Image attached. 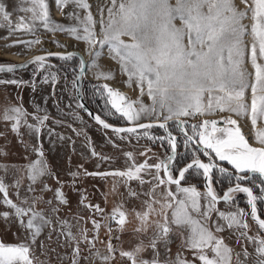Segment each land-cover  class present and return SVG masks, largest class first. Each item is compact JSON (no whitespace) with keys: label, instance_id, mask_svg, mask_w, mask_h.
Masks as SVG:
<instances>
[{"label":"snow or ice","instance_id":"6c2138e0","mask_svg":"<svg viewBox=\"0 0 264 264\" xmlns=\"http://www.w3.org/2000/svg\"><path fill=\"white\" fill-rule=\"evenodd\" d=\"M32 3L39 4L42 9V15L36 17L42 21L43 26L49 31H66L78 40L85 41L91 49L96 51L90 52L89 55L99 57L105 46L108 48L109 54L113 59L118 60L121 69L127 74L128 80L126 84L131 85L135 79L140 88L141 94L144 93L145 86L147 94L151 97L152 106H146L142 103L137 109L134 107L136 102L128 101L127 97L118 90L113 89L108 84L102 85V91H106L107 103L111 108L125 117L129 122H137L141 119L142 113L155 114L157 119L163 116V122L159 123V127L166 128L167 122L176 120L177 127L185 132V144L196 140L198 144H202L205 149L212 150L221 161H228L241 173L252 172L258 173L264 177V147H252L245 136L241 133L237 126L235 130L232 128H218L217 121L204 120L202 124L190 125L194 135H188L184 128L186 121L180 120L181 117L194 116L196 114L212 113L213 104L220 111H231L236 114H247L249 107L243 102L245 97V89L251 87V122L255 126L258 119L264 120V65L257 62V48L261 57H264V0H252L249 4L248 0H241L245 5L244 10H240L235 0H120L117 6V0H111V7L108 8V18L105 22L103 18V9H101V35L98 37L95 30L97 21L93 18L90 11L91 5L87 0H57L59 7L63 8L69 3L77 8L88 10L84 20L80 21L83 26V35L79 34L77 27H66L55 24L53 28H49V20L47 12V4L44 0H32ZM25 11H33L34 9H25ZM248 11H251L252 20L251 35L253 43L251 45V63L255 68V84L249 85L245 79V72L241 65L246 55L247 46L244 43V36L248 34V26L243 23L247 18ZM0 13H3L4 19L9 20V13L5 11V6L0 4ZM71 17L80 19L78 13L72 12ZM179 22V23H177ZM29 29V25L23 21L16 25L15 29L10 31ZM30 30V29H29ZM123 37H129L130 41H126ZM31 45L40 43V40L21 41ZM58 46L60 45L56 41ZM98 46V47H97ZM77 53H68L62 55L60 53H47V56H57L60 59L71 60ZM47 57L37 55L33 57L27 64H0V72H14L20 68H26L29 64L36 65L37 68L45 66ZM81 65L85 63L83 59ZM92 66L99 67L95 59ZM84 68L81 67V72ZM111 79V73H99L98 78ZM55 80V76H53ZM48 81V77H44V82ZM0 83L20 84L22 81L9 80L0 81ZM207 93V106L204 104V96ZM259 93V94H258ZM83 107V105H80ZM166 113V114H165ZM89 115H92L89 113ZM28 113L21 107H11L5 109L3 119L12 121V130L19 133L22 119L29 129L36 133L41 131V126L48 119L47 115L36 117L38 124H27L26 117ZM93 119L105 129H112L117 134L129 133L135 134L137 128L151 129L153 124L138 123L135 127L116 128L107 123L100 115H94ZM225 122L231 125H237V121L225 118ZM209 125L211 130L209 131ZM203 129V131L198 130ZM222 133L217 137L214 133ZM148 135L147 131L144 133ZM121 139L125 137L121 136ZM151 138V137H149ZM198 138V139H197ZM256 140L264 145V129L256 132ZM63 139V137H61ZM167 142L172 155H168L165 160H161L155 164H148L147 161L136 164L131 152L125 153L132 160L131 165L124 171L116 170L111 172H88L84 169V176H114L124 178L123 182L127 186L129 181L138 180L140 184L150 183L145 181L140 173L144 170L156 169L153 180L156 183L152 188L144 193L151 199L143 203L146 210L137 212V217L141 223L146 224L150 215L156 211L155 204H160V214L163 216V222L156 221L157 231L150 240L149 246L154 250L152 260H137L138 255L143 250L141 246H137L133 251H121L120 255L131 261V264H172L168 259L163 262L159 259V251L157 250V242L163 241L165 245L168 243L169 233L172 231L170 225L178 228H184L187 236L180 233L184 246L193 251V255L201 264H232L233 249L229 247L224 238L216 235V233L224 231L225 227L244 228L248 225L239 217L245 213L244 209H238L237 212H219L218 218L223 219L226 224H220L212 220L211 213L216 210L215 205L218 199L224 202H232L234 192H243L248 196V204L250 205V215L257 222L259 228L264 230V219L258 213L257 200H264V195L257 197L253 194L250 187H242L239 183L235 187H230L223 197L218 198L211 188L212 169L215 167L213 163H203L198 158H193L183 169L178 170V178L172 174V162L175 160L176 138L171 132L168 133ZM116 146V145H114ZM43 156V152L39 153ZM92 156L99 154L95 149H91ZM145 155V153H141ZM102 160H108L109 157H100ZM41 161L37 160L28 167V175L32 184H35L40 177L48 174ZM195 166L203 170V175L208 178L209 188L206 194L207 205L201 212L200 193L194 187H183L181 181L185 179V173ZM83 167L82 165L80 166ZM163 169L166 178H162L159 173ZM222 172L227 171L221 169ZM74 178L81 176L79 171L71 173ZM245 177H239L244 179ZM57 182L59 178L57 177ZM161 185L165 186V191L160 193L161 200L155 198V192ZM171 185L177 186V191H171ZM19 188V181L15 185ZM45 189L51 191L50 186L44 185ZM115 187V186H114ZM29 192L35 191L31 186L28 187ZM264 194V187L260 189ZM129 196H139L140 193L128 188ZM0 193L3 194V203L11 208L19 224L29 230L26 236L27 242L20 244H5L0 242V264H33L34 257L30 256L32 245L35 244L36 238L41 234L45 226H50L52 221L44 216L42 212L37 211L32 204H28V198L22 201L27 207L14 203L8 196V186L0 180ZM178 194H183L182 198H177ZM17 195L19 193L17 192ZM55 198L61 204H67V198L62 189L57 188ZM38 198H33V204ZM86 196H81V204L91 209L93 212L103 214L104 209L93 204H84ZM51 204V201H48ZM123 205H118L112 210L110 219L123 229L127 216L122 210ZM169 210H171V220L169 219ZM57 209H53V212ZM196 213L194 216L192 213ZM29 217L25 223L24 217ZM0 217L8 220L10 213L4 211L0 213ZM61 228L67 226L66 233L70 240H75L71 232V226L68 222L61 221ZM94 229L99 232L101 224L93 219ZM214 227V231H213ZM141 229H137L140 231ZM87 230H84L86 232ZM111 232V228H109ZM240 235L247 236L246 232ZM90 245L94 246V240H88ZM249 242L254 245L256 254V264H264V237L247 236ZM79 245L73 250V264H78L76 257L79 255ZM109 253H114L111 241L108 243ZM98 255V253H97ZM236 264H244L240 260L241 253H236ZM251 254L245 247L243 256L245 260ZM113 258L111 255L103 256L102 259L107 261ZM174 264H194L178 254Z\"/></svg>","mask_w":264,"mask_h":264},{"label":"rangeland","instance_id":"374dc122","mask_svg":"<svg viewBox=\"0 0 264 264\" xmlns=\"http://www.w3.org/2000/svg\"><path fill=\"white\" fill-rule=\"evenodd\" d=\"M87 2L91 5L90 11L95 21H97L95 30L99 37L101 35V25L99 23L101 9H103V18L106 22L111 0H87ZM170 2L174 4L175 0H170ZM248 2L251 4L252 0H248ZM44 3L48 6L49 20L54 22L49 23V28H53L55 24L66 27L74 26L79 29V34L83 35V26L80 21L85 19L88 10L77 8L71 3L61 8L58 6L57 0H44ZM119 3L120 0H117V6ZM235 3L240 10L245 9V5L241 3V0H235ZM0 4H3L5 11L9 13V20H5L3 13H0V64H13L14 58L26 57L31 52L42 51L48 53L51 49L64 51L71 47L74 51H81L86 57L90 58V64L87 65L86 58L83 55L85 73L81 77L82 93L91 108L102 119L116 126H127L143 122H163V116L157 119L155 114L147 113H142L139 121L129 122L125 117L116 113L107 103V93L102 91V85L104 84H108L116 90L118 89L115 86L125 88L127 93L124 90L118 91L126 96L128 101L136 102L134 107L137 109L141 103L149 107L153 103L151 97L147 94L146 86L144 93L141 94L135 79H133L130 86L126 84L128 76L122 71L118 60L113 59L109 54L107 46L104 47L99 57H95L89 55V53H94L96 49H91L85 41L74 38L66 31H49L43 26L41 20L36 19V17L42 15V9L39 4L32 3V0H0ZM25 9H34V12L25 11ZM72 12L78 13L80 19L71 17L69 14ZM22 21L29 25L30 30L10 31V29H15L16 25ZM243 23L248 26V34L243 38L247 50L241 68L245 72L246 81L251 85L255 84V68L251 63L253 37L250 33L251 25L254 23L251 11H248L247 18L244 19ZM37 39L40 40V43L31 45L21 43V41H35ZM123 39L130 41L129 37H123ZM56 41L60 45H65V47L58 46ZM94 59L99 67L92 66ZM80 61L81 58L77 55L71 60L54 57L48 58L43 68H37L36 65L31 64L24 70L0 73V81L15 79L23 82L20 84L0 83V180L8 186V196L14 203L27 207L28 205L22 203L24 198L27 197L28 204H32L37 211L42 212L46 218L52 221L50 226H45L42 229L41 234L36 238L35 244L32 245L30 256L34 257L33 264H73V250L77 247V244L80 250L78 257H76L78 264H131V261L126 257H122L120 252L133 251L138 245L143 250L138 255L137 260L150 261L154 256V250L149 246V243L157 231L155 222H163V216L160 214V204L154 205L156 211L150 215L146 224L141 223V220L137 217V212L142 213L145 211L146 205L143 202L151 199L144 193H147L156 183L153 180L156 169L144 170L140 173L141 177L150 183L141 185L138 180H132L128 182L127 186L123 182L124 178L84 176L83 171L84 169H87L88 172L124 171L132 163V160L125 155L128 152L133 154L136 164L145 161L148 164H155L165 160L168 155L172 154L167 142V133L162 128L164 134H160L159 129L151 128L148 130L143 129L135 134H116L95 124L80 107L81 104L76 98V78L81 71V67L84 68V64L81 65ZM257 62L264 65V57L260 56L258 48ZM101 72L111 73L113 78H98V74ZM53 76H55V80H53ZM44 77H48L46 83ZM251 97V87L249 86L245 89L243 101L249 107L247 114L238 115L231 111H220L215 107L214 102L211 114L206 112L203 115L196 114L180 119L186 121L184 128L187 130L188 135H194L190 125L202 124L204 120H216L218 128H232L233 130L237 126L240 128L238 124H227L225 118L240 120L256 133L264 129V120L258 119L255 126L252 124ZM207 102L208 95L206 93L204 96L205 106H207ZM11 107H21L26 110L28 113L26 117L27 124H38L36 117H43L44 115H47L48 119L41 126L39 133L29 129L22 119L19 133H17L12 130L13 122L3 119L5 109ZM170 123L173 124L170 125ZM170 123L168 124V130L172 134L177 133L175 136L173 134L178 142L177 152H179L180 147L182 151L187 150L189 143L185 144V132L176 126L177 121H171ZM198 130L203 131V129ZM208 130H211L210 125ZM240 130L246 138L243 130L241 128ZM145 131L148 133L147 136L144 135ZM214 135L220 137L223 134L217 132ZM121 136L125 138L121 139ZM194 141L196 142V140ZM198 145L216 163L228 164L236 174L245 178L249 174V172H239L228 161H221L212 150L205 149L202 144ZM91 149H95L99 155L92 156ZM41 151L43 156L39 154ZM141 153H145V155H141ZM100 157H109L110 159L102 160ZM37 160L41 161V165L37 167H44L48 174L40 177L35 184H32L28 175V167ZM178 170V166L172 168V174L175 178ZM212 170L215 174L224 176V172L214 168ZM77 171L81 173V176L76 177L74 182L71 173ZM215 174H213V177ZM159 175L165 178L163 169H161ZM250 175L252 176V174ZM198 176L202 180L204 179L203 174ZM57 177L59 182H57ZM17 181H19V188L15 186ZM234 182L238 183V180L234 179ZM195 183L186 178L182 181L181 186L190 187ZM30 184L35 191H28ZM44 185L50 186L51 191L45 189ZM251 185L255 187L253 182ZM129 187L140 193V195L138 197L129 196ZM170 187L172 192L177 191V186L171 185ZM262 187H264V183ZM57 188L62 189L65 193L67 204H61L56 200L55 191ZM165 190L163 185L158 187L154 194L155 198L161 200L160 193ZM17 192L19 195H17ZM198 192L200 193L201 212H203L207 205L206 192ZM82 195L87 197L84 204H98L100 208L104 209V213L93 212L91 209L84 207L81 204ZM182 196L183 194H178L177 198H182ZM33 198H38L34 204ZM48 201H51V204ZM257 201L259 202L261 199ZM118 205H123L122 210L125 211L127 216L122 230L118 224L109 218L112 210ZM261 208V217L264 219V200L261 201ZM53 209H57V211L53 212ZM215 209L211 213L212 220L220 224H226L223 219L218 218L219 212H237L238 209L244 208L233 203L222 202L216 203ZM244 210V215L239 218L247 223V229H229L225 227L224 231L216 233V235L223 237L225 243L233 249L232 264H236V253H241L240 260L244 264H256L254 245L249 242L247 236L259 235L264 237V230H261L248 217L249 209L245 208ZM4 211L9 212L10 217L7 221L0 217V242L5 244L27 242L25 238L29 235V230L22 227L17 218L11 215L13 210L3 203V194L0 193V213ZM192 214L197 215L194 212ZM28 218L27 216L24 217L25 223ZM93 219L101 224L98 235L92 224ZM169 219L171 220V210H169ZM65 220L71 226L70 230L75 236V240H70L67 237V226L61 228L60 222ZM170 226L172 231L169 233L167 245L163 241L157 242L159 259L162 262L168 259L174 264L179 254L182 258L193 261L194 264H201L193 255V251L184 246L180 233L187 236V231L175 225ZM109 228H111V232ZM137 229L141 230L137 231ZM84 230L87 231L84 232ZM241 232H246L247 236L240 235ZM84 235L88 237V240H94V246L84 240ZM109 241L115 249V252L111 254L108 251ZM245 247L251 254L247 260L243 256ZM106 255H111L113 258L105 261L102 257Z\"/></svg>","mask_w":264,"mask_h":264},{"label":"trees","instance_id":"16d2710c","mask_svg":"<svg viewBox=\"0 0 264 264\" xmlns=\"http://www.w3.org/2000/svg\"><path fill=\"white\" fill-rule=\"evenodd\" d=\"M155 129H159L160 134H164V131L161 128H155ZM173 134L174 136L177 135V133H173ZM202 152H204V149L201 148L194 140L189 142V148H187V150L182 151V148L180 147L179 152L177 154V164L179 168L184 167L188 163L192 162L193 158L194 157L197 158L199 155L202 154ZM219 166L221 167V169H226L227 171L224 172V176H220L219 174L216 173L214 176L213 183L216 185V190L222 192L234 184V178L232 177V175L236 173L232 170V168L228 164H222V165L219 164ZM198 175L199 173L192 171L189 172L186 178H189V180H191L192 182H196L194 185L190 187H194L197 191L204 192L203 180ZM252 181H255L254 185L256 187V192L262 196L260 189L262 187V184L264 183V177L258 175Z\"/></svg>","mask_w":264,"mask_h":264},{"label":"flooded vegetation","instance_id":"af4514ba","mask_svg":"<svg viewBox=\"0 0 264 264\" xmlns=\"http://www.w3.org/2000/svg\"><path fill=\"white\" fill-rule=\"evenodd\" d=\"M171 125V124H170ZM181 130V129H180ZM177 147H178V142H177ZM178 150V149H177ZM178 154V152H177ZM199 160H202L204 163H213L215 165L214 169H218L221 171V167L219 166L218 163H216L215 161H213L212 159H210V157L205 153V152H202L201 155H199L197 157ZM191 163V162H190ZM189 164V163H188ZM187 164V165H188ZM187 165H185L184 167H186ZM174 166H178L177 164V156L175 158V162L174 164L172 165V168ZM184 167H181L179 168L180 169H183ZM196 172V173H199V174H203V170L201 169H198V168H194L193 170L189 171V172ZM189 172L185 175V179L186 177L188 176ZM211 174V183H212V188H213V191L215 192V194L217 195H220L219 197H222L224 195V193L230 188V187H235V185L237 184L236 182H234V184L232 186H230L229 188H227L226 190L220 192L219 190H216V185L213 183V180H214V177H213V174H215V172H212L210 173ZM252 174V176L250 175ZM259 174H256V173H252V172H249V174L247 175L246 178L244 179H239V177H243V176H240L239 174H233V178L235 180H238V183L241 185V186H244V187H250L252 188L253 190V194L256 195L257 197H261V195L259 193L256 192V187H253L252 182L254 183L255 181H252L254 179L255 176H258ZM178 177V174L176 175V178ZM184 179V180H185ZM204 179H205V176H204ZM204 179H203V185H204ZM205 191V189H204ZM217 195V196H218ZM233 196V201L232 202H228V203H233V204H236L238 205L239 207H242V208H248L249 209V204H248V196L247 194L243 193V192H235V193H232L231 194ZM262 201V199H261ZM261 201H257V209H258V213L259 215L261 216L262 214V208H261ZM263 218V217H262Z\"/></svg>","mask_w":264,"mask_h":264},{"label":"water","instance_id":"95a60500","mask_svg":"<svg viewBox=\"0 0 264 264\" xmlns=\"http://www.w3.org/2000/svg\"><path fill=\"white\" fill-rule=\"evenodd\" d=\"M71 53H73V52H71ZM74 53H77V56H79L81 59H83V61H84V58H83V55L80 53V52H74ZM66 54H68V53H63L62 55H66ZM44 56H46L47 57V59L48 58H54V57H57V56H47V54H45ZM33 59V58H32ZM31 59V60H32ZM31 60H29V61H31ZM29 61H27V62H25V63H22V64H27ZM15 65H21V64H15ZM31 64H29L28 65V67L30 66ZM28 67H26V68H20V69H17L16 71H14V72H17V71H20V70H24V69H27ZM1 74H3V73H12V72H7V71H5V72H0ZM85 73V63H84V71L83 72H79V74H78V76H77V78H76V98H77V100L79 101V103L81 104V105H83V110H84V112L87 114V116L95 123V124H97L98 126H100L101 128H103L100 124H98L94 119H93V116L94 115H98L92 108H91V106L88 104V102L86 101V99L84 98V96H83V93H82V82H81V77H82V75ZM89 113H91L92 115H89ZM181 120V119H180ZM171 121H176L175 119L174 120H170V121H168L167 122V127L166 128H162V129H164L165 130V132L167 133V136H168V133L170 132L169 130H168V124L171 122ZM108 123V122H107ZM143 123H145V124H148V123H151V124H153V127L152 128H161V127H159V123H162V122H143ZM110 124V123H109ZM112 125V124H111ZM114 127H116V128H129V127H135L136 126V124H133V125H127V126H116V125H113ZM103 129H105V128H103ZM105 130H107V131H109V132H112V133H116V132H114L112 129H105ZM141 130H143V129H140V128H137V131L136 132H139V131H141ZM117 134V133H116ZM119 134H128V133H119ZM173 135V134H172ZM177 149H178V147H177V140H176V152H175V158H176V156H177ZM172 155V154H171ZM201 162H203L202 160H200ZM174 162H175V160L172 162V165L174 164ZM192 163V162H191ZM204 163V162H203ZM172 167V166H171ZM194 168H196L195 166H193V168H191V169H189V171H191V170H193ZM188 171V172H189ZM187 172V173H188ZM187 173H185V175L187 174ZM211 175V174H210ZM164 176H165V178H166V173L164 172ZM178 178V177H177ZM183 181V180H182ZM182 181H181V183H182ZM176 186V185H175ZM242 187H244V186H242ZM208 188H209V181H208V178L207 177H205V179H204V189H205V192H206V194H207V192H208ZM211 188H212V183H211ZM213 189V188H212ZM227 192V191H226ZM225 192V193H226ZM224 193V194H225ZM235 193V192H234ZM218 198H220L219 196H217ZM223 197V196H222ZM222 202H224L222 199H218V202L217 203H222ZM248 217H250L251 219H252V221L254 222V223H256L257 224V222L253 219V217L250 215V205H249V211H248ZM261 217V216H260ZM262 218V217H261ZM263 219V218H262ZM258 225V224H257Z\"/></svg>","mask_w":264,"mask_h":264},{"label":"bare ground","instance_id":"6f19581e","mask_svg":"<svg viewBox=\"0 0 264 264\" xmlns=\"http://www.w3.org/2000/svg\"><path fill=\"white\" fill-rule=\"evenodd\" d=\"M35 52V51H34ZM71 52H78L77 51H74L73 49L70 48H67L65 49L64 51L63 50H55V49H51L48 53H60V54H63V53H71ZM80 53L82 55L85 56L86 58V64L89 65L90 64V58L86 57V55L80 51ZM47 54L46 52H36V53H32L26 57H20V58H14L13 60V64H22V63H25L29 60H31L33 57L37 56V55H45ZM114 86V85H113ZM115 88H117L118 90H124L125 93H127L125 91V88L123 87H120V86H115ZM236 120V119H235ZM237 121V124L240 126V128L243 130V133L246 134V137L248 139V141L250 142V144L253 146V147H256V148H261V147H264V145H261L255 138V134L253 133V131L245 124L243 123L242 121L240 120H236Z\"/></svg>","mask_w":264,"mask_h":264},{"label":"crops","instance_id":"0c3cea01","mask_svg":"<svg viewBox=\"0 0 264 264\" xmlns=\"http://www.w3.org/2000/svg\"><path fill=\"white\" fill-rule=\"evenodd\" d=\"M249 127V126H248ZM251 130L253 131V133L256 135V133L254 132V130L251 128ZM246 135V134H245ZM246 139H247V137H246ZM248 140V139H247ZM249 142V141H248ZM250 143V142H249ZM251 145V144H250ZM256 174H258V173H256Z\"/></svg>","mask_w":264,"mask_h":264}]
</instances>
